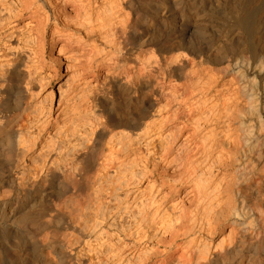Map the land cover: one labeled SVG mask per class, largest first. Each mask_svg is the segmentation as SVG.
<instances>
[{
  "label": "bare ground",
  "instance_id": "bare-ground-1",
  "mask_svg": "<svg viewBox=\"0 0 264 264\" xmlns=\"http://www.w3.org/2000/svg\"><path fill=\"white\" fill-rule=\"evenodd\" d=\"M30 3L53 47L97 63L106 84L124 91L128 110L122 114L160 105L157 160L147 177L160 203L156 213L166 200L177 209L166 245L194 264H264V0ZM113 105L103 109L110 112ZM18 112L11 124H0V218L9 221L0 220V233L13 231L31 243L29 259L22 263L15 256L14 264H59L48 255L54 243L43 232L57 234L59 222L81 218L96 200L95 182L79 184L65 169L57 177L60 183L70 177L68 187L46 193L43 184L31 183L24 195L14 179H5L24 143ZM110 122L129 133L137 128L131 117ZM28 221L33 229L26 228Z\"/></svg>",
  "mask_w": 264,
  "mask_h": 264
},
{
  "label": "rangeland",
  "instance_id": "rangeland-1",
  "mask_svg": "<svg viewBox=\"0 0 264 264\" xmlns=\"http://www.w3.org/2000/svg\"><path fill=\"white\" fill-rule=\"evenodd\" d=\"M30 9V0H0V124H11L19 111L16 129L24 140L5 179H14L24 195L31 183L43 184L46 193L68 187L70 177L61 178V183L57 177L65 169L79 184L95 182L96 200L87 205L81 218L59 222L57 234L53 229L43 232L45 237L41 234L54 243L48 255L52 253L50 258H58L59 264H194L166 245L175 231L170 230L177 209L166 200L156 213L160 203L147 177L157 160L160 105L131 116L122 114L121 109L128 110V98L114 84L107 86L105 69L97 63L89 65L67 49L61 51L60 46L53 47L45 22L33 18ZM155 75L158 83L161 74ZM146 98L149 106L152 99ZM113 102L112 111L103 109ZM116 117H131L139 128L133 133L114 129L110 121ZM102 125L108 131L103 132ZM82 152L86 155L79 156ZM15 205L22 207L18 200ZM26 228L33 229V224L26 222ZM30 244L28 238L13 231L0 233L2 263L14 264L15 256L25 263Z\"/></svg>",
  "mask_w": 264,
  "mask_h": 264
}]
</instances>
